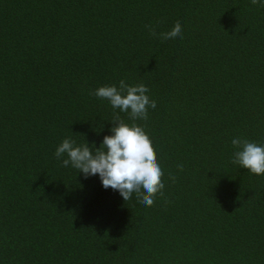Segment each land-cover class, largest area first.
<instances>
[{
    "label": "trees",
    "instance_id": "1",
    "mask_svg": "<svg viewBox=\"0 0 264 264\" xmlns=\"http://www.w3.org/2000/svg\"><path fill=\"white\" fill-rule=\"evenodd\" d=\"M120 80L156 101L151 206L54 155L132 122L93 94ZM233 137L264 144V5L0 0V264H264V175Z\"/></svg>",
    "mask_w": 264,
    "mask_h": 264
},
{
    "label": "clouds",
    "instance_id": "2",
    "mask_svg": "<svg viewBox=\"0 0 264 264\" xmlns=\"http://www.w3.org/2000/svg\"><path fill=\"white\" fill-rule=\"evenodd\" d=\"M264 5V0H251ZM163 39H178L182 27L175 24L171 30L160 34ZM143 83L129 85L124 80L117 84L102 85L94 95L106 99L113 109L127 112L131 123L114 118L109 133L103 136L99 147L95 141L78 144L65 138L55 148L54 155L65 167L71 166L84 176L98 175L101 186L119 192L124 201L133 193L141 207L151 206L154 196L164 188L163 172L157 161L151 140L145 130L135 121L146 119L149 108L156 107ZM235 148L232 162L253 174L264 175V144L233 137ZM142 193V195H141Z\"/></svg>",
    "mask_w": 264,
    "mask_h": 264
}]
</instances>
